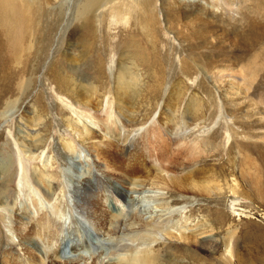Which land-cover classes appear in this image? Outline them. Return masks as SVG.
<instances>
[{
    "label": "rangeland",
    "instance_id": "rangeland-1",
    "mask_svg": "<svg viewBox=\"0 0 264 264\" xmlns=\"http://www.w3.org/2000/svg\"><path fill=\"white\" fill-rule=\"evenodd\" d=\"M26 1L37 8L35 23L41 38L21 40L23 50L15 57L10 52L1 53L0 165L8 168L10 176L5 178L1 195L0 264L4 249H13L25 263H30L31 253L42 264H117L114 250L119 243L126 246L119 252L124 260L149 248L160 257L170 255L168 258L175 259L173 264H237L238 260L240 264H264V37L256 39L264 30V1L241 0V12L232 11L236 21L231 24L235 26L229 24L231 30H220L223 27L218 19L215 24L220 27L207 30L209 43L201 48L194 41L195 47H190V41L177 40L172 32L176 30L167 29V15L161 9V4L168 7L164 0L156 1L154 25L145 23L137 10L123 16V7L101 9L88 23L89 16L76 14L79 0H0V42H5L7 13ZM209 20H205L207 26H211ZM236 34L246 35L247 44ZM45 42L49 46L45 54L38 53V60L33 55L35 47ZM214 43L218 50L211 49ZM27 46H31L29 51ZM219 55L224 59L238 57L243 69L237 68L234 81L249 83L248 93L227 92V79L218 82L210 63L220 61ZM121 66L129 67L138 80L135 100L125 119L129 121L122 127V123L111 125L108 119L105 135L102 128H91L92 142L101 143L103 151L105 144L112 145L104 151L110 157L132 154L145 136L143 129L153 126L161 106L167 99L174 102L177 98L173 121L156 141L162 147L153 153L152 144H141L143 156L139 160L144 169L136 166L134 171L144 178L146 174L157 175L159 168L169 169L177 177L179 190L170 185L168 194L147 183L126 182L118 172H110L91 152L89 143L66 125V118H76L81 111L76 105L83 98L93 105L101 100L99 114L105 121L104 98L112 99ZM23 69H27L24 76ZM6 86H10L8 92ZM36 116L41 118L40 124L28 131L22 118L30 126ZM122 121L124 125V118ZM172 127L180 128L178 134ZM196 141L200 147L193 150ZM67 143L73 150L67 151ZM163 146L165 157L174 163L171 168L160 157ZM151 157L153 166L148 161ZM39 175L46 186L37 181ZM193 183H203V194L192 191ZM34 188L50 190L46 211L56 215L58 209L63 210V228L57 239L42 242L31 236V242L23 240L21 247L18 220L29 216V222H34ZM162 198L171 203L169 207L162 206ZM93 202H99L100 209L92 207ZM159 219H167L173 232L196 233L201 229L203 240L211 237L216 243L198 245L162 237L148 227ZM23 247L28 251L21 250Z\"/></svg>",
    "mask_w": 264,
    "mask_h": 264
},
{
    "label": "bare ground",
    "instance_id": "bare-ground-1",
    "mask_svg": "<svg viewBox=\"0 0 264 264\" xmlns=\"http://www.w3.org/2000/svg\"><path fill=\"white\" fill-rule=\"evenodd\" d=\"M48 1H50V0H45V2H48ZM53 1H55V0H53ZM125 1H126V3L123 0H79L78 4L76 6L77 7L76 8V14L78 17L89 16L87 21H88V23H90L91 18H94V16H95L93 14L95 12L97 13L101 9L103 12V10L114 11L115 9L123 7V9H122L123 10V16L125 14H128L129 12L133 13L132 10H134V11L137 10L138 13L141 15V18H143L145 20V23H150V22L155 21V19H156L155 13H156V11H158L157 2H156L157 0H125ZM240 1L241 0H164L165 3H168V7L166 8L165 5L161 4V9L163 10L164 14L167 15V21H166V23L168 24L167 29L169 31L174 30V29L176 30V31H172V32H174L175 38L177 40H180V41L182 40L183 42L190 41L192 43V44H190V43L188 44V46H190V47L191 46L195 47V45L193 44L195 42V43H198L199 46H201V48H203V46L205 44L208 45V43H209V42H207V40H208V38H207L208 31L207 30L209 28H219L220 27V26H217L215 24L218 19H219V24L223 27V28H219L220 30L221 29L225 30V29H227V27H228V29L231 30L232 27L229 28L230 25H234L231 23L233 21L234 22L236 21L235 20L236 18H235V16H233L232 11L233 10H238V11L240 10ZM26 2L27 3L26 4L24 3L20 8H14L13 10H10L7 13V16H6L7 25L6 26L8 27V29L6 30L5 34H3V36L5 37V42H0V62H1L0 63V70H3L1 53L4 54L5 52H10V53H13V56L15 57L17 55L15 53H18V52L23 50V47L21 46V42H20L21 40H23L24 38L26 39V38H33V37H35V38L40 37L41 38V34L36 29V23H35L36 17H35L34 11L37 8H35V10H34L32 8L33 3H29L28 1H26ZM244 2H245V0L241 1V3H244ZM248 2L249 1H246L245 4H247ZM250 2L252 3L253 1H250ZM174 5L176 7L181 8V11H176L177 9L175 10V8L173 10ZM261 5H263V4H261ZM243 6H244V4H243ZM257 7H258V5H257ZM258 8H260V7H258ZM186 9H189V10H186ZM239 12H241V11H239ZM207 14H209L210 16L206 17ZM174 17H176V18H174ZM178 18L182 19V23L180 21L176 22L177 20H180ZM209 18H211V20H209V23L211 24V26H209V25L207 26V24L205 22V20H208ZM245 20L246 19H244V21ZM3 21H4V19H3ZM242 21H243V19H242ZM153 25H154V22H153ZM86 26L89 27L90 25L87 24ZM178 26L183 27L182 30L178 29ZM251 27H252L251 24H249L248 28H251ZM10 28H14V29H16V31H14ZM257 28H259V27L257 26ZM228 29H227V31H228ZM47 30L51 31L52 28H48ZM257 31H259V30H257ZM260 31L258 32L256 39L259 37L260 38L264 37V30H260ZM182 32H185V34H182ZM248 32H247V36H248ZM45 34L46 33L43 32V37L45 36ZM239 36H240V34H236L235 37H238L240 39H242L241 37H243L245 44H247L248 39H246V35L240 36V37ZM253 40H255V39H253ZM257 41H258V39H257ZM48 46H49L48 42H45L43 45H40V47H35L36 49L34 50L33 55L36 56L37 59L39 60L40 59L39 56L42 54H45ZM30 47L31 46L25 47L26 51H29ZM210 47L213 50H218L216 48L215 43H214V45H212ZM220 48H222V47H220ZM241 50H243V49L241 48ZM38 53L39 54L41 53V54L38 55ZM222 55H219L221 57L220 61L210 63V66H212L211 68L216 70V72H217L216 75H217V78L219 79V81L218 80L217 81L220 83L222 78L227 79V81H226L227 92L229 90V91H235V92L248 93L250 88H251V85L249 83L244 82V83L240 84V83H237L234 81L236 77L233 74H235L237 72V70H238L237 68L239 67L238 57H235V56L229 57L228 56L226 59H224V57ZM237 56H239V55H237ZM131 65H132V67L137 68L135 62L131 61ZM24 69L21 72L22 74L27 73V69L25 71H24ZM239 69H243L242 66H240ZM129 70H130L129 67H123V66L120 67V69L117 73V77H116L117 88H115L116 91L114 92L112 99L109 101V100H106L104 98L105 103H107V108L103 112V113H105V116H106L105 121H103L102 118H100L101 100H99L95 105H93L91 101H89V100L86 101L83 98V99H80V101H78V103H77L78 105H76V106L80 107L81 111L77 114L76 118H71V117L66 118V125L68 128H70L77 135L78 138H80V140H82L83 142L89 143V149L91 150V152L94 154V156L97 159H99V161L102 160L105 163L104 165L106 166V168L110 172H118L119 176L128 183H131V184L147 183L148 185L154 187L155 189L167 191V193L169 194V192H171V190H172L170 185H173L174 189L179 190L178 189L179 186L176 185V183H175L177 177L175 176V174L173 175V173H170L169 169L164 170V168L163 169L159 168L157 175L153 176V175H147L146 174L144 178H143V176H141L137 173L138 171L135 172L134 169H136V166H137V168L139 167V169L140 168L144 169L143 164L139 160L141 158V156H143V149H141V147L139 148V146H141V144L142 145L152 144L151 146L155 147V148L152 147V149H151L153 153L155 150L162 147V144L161 143L159 144L156 141L161 140V133H162V131H164V127L168 126V124L170 125V123L173 121V118H174V115H175V112L177 109V106L175 103L177 98L174 100V102H171L170 99H167L168 101H166L161 106L159 116L156 118V121L153 123V126L151 125L150 128H147V129L144 128L143 129L142 133H145L144 134L145 136L143 139H141V141L138 140L139 145H138V148L135 149V152H133L134 155H132L133 154L132 153L126 157H124L122 155H119L120 157L119 156L110 157V156L106 155L104 153V151L106 148H107V151H108V149H111L112 145L105 144L106 148H104V151H103L102 148L100 147L101 145L99 146V144H101V143L92 142L93 139H95V137L93 135V131L91 130V128H97V129L102 128L101 131H103L104 132L103 134L105 135L106 129L108 128V126H107L108 124L106 125L108 119L111 120V122L109 121L111 125L114 124L115 126H117L119 123H122V127L127 126L126 123L129 120H125V119H127V117H128L127 115L131 111L130 106H132V104L135 100V97H134V95H136L135 88L137 87V84H138L136 73L133 72L130 74ZM23 76H24V74H23ZM6 81L8 82V84L11 83L9 79H6ZM88 86H89V84H88ZM9 87L10 86H8V87L6 86L5 92H8L10 90ZM11 87H12V85H11ZM88 89H90L91 91L93 90L92 87H90ZM11 93H13V87H12ZM178 94H180L179 90L176 93V95L178 96ZM87 96H90V95L88 94ZM90 97H92V95ZM76 101H77V99H76ZM260 109H262V108H260ZM263 109H264V107H263ZM195 110H196L195 104L192 103V108H190V111L193 113ZM185 112L189 113V109H187ZM184 117H185V114H184ZM123 118H124V125H123V121H122ZM260 120H263V118L261 117ZM30 121H31V119H30ZM40 122H41V118L39 116H36L34 121L32 122V124L30 126H28L27 123H29V121L27 119L22 118V123L24 124L25 128L28 131L30 129H34L35 127H37L40 124ZM172 129L175 132V134H178L177 132H178V130H180V128H176L174 130L173 127H172ZM145 139H146V142H145ZM199 147H200V144L198 143V141L193 143V145L191 146V148L193 150H197ZM65 148L67 149V151L73 150V147L71 146L70 143H67ZM163 149L164 150H162V154H160V157L163 158L162 160L166 162V166L171 168V167H173L172 165L174 163H171L172 161L169 162L167 160V158L165 157V153H166L165 146H163ZM136 154H137V157H136ZM152 159H153V157H151V160H148V161L149 162L151 161L150 163H152ZM157 160L159 162L160 159L158 158ZM187 161H190V160H187ZM153 163H155V161ZM153 163H152V166L154 165ZM139 165H142V166H139ZM126 167H128V171L125 170ZM8 171L9 170L6 166H4L3 164L0 165V182H2V183H0V186H1L0 187V201H1V195L4 192L3 186L5 183V178L10 176ZM42 179H43L42 175H39L37 177V181L39 183H41L44 187L46 185L43 183ZM178 181H177V183H178ZM218 187H220V186H218ZM234 188H235V185H234ZM213 190L214 189H212L211 191H213ZM34 191L36 192V196H37L36 199L34 200L33 204H32L33 205L32 214L36 216V217H34L35 218L34 222L33 223L29 222V220H30L29 216L27 217V219L24 216H21L20 218L18 217L19 218L18 221L20 223L19 234L21 235L19 237V240H20L19 245L21 247L24 246L22 243L23 240H27V241L31 242V240H30L31 236H34L33 238H35V237L37 239L39 238L40 240H42V242L44 239H49V238H54V239L56 238L57 239L59 237V232H61V230L63 228L62 224H61V218L64 216L63 210L58 209L56 215H52L48 210H47L48 212L46 211V208H48V205H50V201H48V193L50 192V190L49 189L46 190L45 188H44V190H42V188H41V190L34 188ZM192 191L195 192L196 195H198L197 192L200 194H203V191H204L203 190V183L200 185H195V183H193L192 184ZM207 193H210V191H207ZM117 194H118L119 198L123 197L121 192H117ZM39 199L43 200L44 204L46 206L43 203H39L41 201ZM162 200H164V202L162 203V206H164L165 208L170 206L171 203L167 199L162 198ZM1 204H2V201L0 202V206H1ZM90 204L92 205V207H95L96 209H100L99 202L98 203L93 202ZM101 218H103L105 220L106 217H105V215H103ZM26 220H28V221L26 222ZM99 223H101V220H99ZM168 226L169 225H168L167 219H164V220L159 219L158 222H157V220L152 221L148 225V227H150L151 230H153L155 232H159V235H162V237L164 235L166 238H169L171 240H176V241H179L182 243L192 242V243H197L198 245H201V243H203L205 241L211 242L212 245H215V243H216V241L213 240V238H211V237H208V239L203 240V233L204 232L201 229H200V232L196 231V233L191 232V230L190 231H187V230L180 231V229L175 230L178 232H173L172 230H170L168 228ZM15 231H17V229H15ZM257 248H258V246H257ZM124 249H126V246L119 243L117 249L114 250L115 251L114 255L117 254V259H116L117 264H173L175 261L174 258H172V259L168 258L170 255H168L166 257H160L156 253L153 254V252L149 248H147L146 250H140L136 255L128 258L127 260H124L125 257H123V255L121 253H119V252H122ZM21 250L28 251L24 247ZM17 255H18L17 252H15L13 249L12 250L11 249L10 250L4 249L3 253H2V257H1L2 264H42L41 259L39 260L38 259L39 257L37 258V257L32 256L33 254L31 255V253L29 254L30 263L29 262L28 263L23 262ZM31 257H32V259H31ZM234 258H236V257H234ZM184 259H186V258L184 257L183 260ZM183 260L179 259V262H182ZM182 263H184V262H182ZM236 263L240 264L239 260Z\"/></svg>",
    "mask_w": 264,
    "mask_h": 264
}]
</instances>
